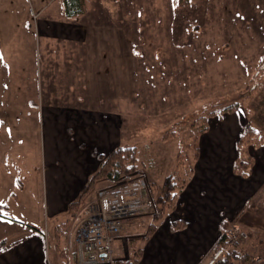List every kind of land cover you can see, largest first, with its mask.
I'll return each mask as SVG.
<instances>
[{
	"label": "rangeland",
	"instance_id": "rangeland-1",
	"mask_svg": "<svg viewBox=\"0 0 264 264\" xmlns=\"http://www.w3.org/2000/svg\"><path fill=\"white\" fill-rule=\"evenodd\" d=\"M80 2V20L96 39L90 43L96 49L97 106L121 115V146L136 149L134 173L158 186L172 173L186 180L198 159L199 143L217 147L216 153L210 148L205 153L204 148L201 155L209 156L210 164L216 165L219 158L222 164L238 122L241 134L246 124L253 129L250 141L245 139L248 153L254 146L263 147L264 0ZM62 5L63 0H0V20L6 17L17 23H11V30H3L0 23L1 37L5 40L17 33L25 37L29 27L45 19L51 21V35L65 33L59 24L72 22L73 16H67ZM51 44L55 50L62 45ZM60 59L54 62L55 69H60ZM65 61L69 59L63 58L64 65ZM63 74L56 77L64 81ZM41 93L46 98L47 89ZM225 115L228 119L217 125L216 120ZM257 203L260 210L249 203L240 215L247 226L236 222L241 230H251L239 244L247 255L246 264H264V202ZM71 208L55 220L44 210L33 215L20 214L21 208L9 211L1 219V238L5 242L24 238L31 227L41 233L50 229V242L65 248L68 238L61 222L75 220L78 210ZM170 216L167 211L157 225ZM152 222V217L140 219L122 233V255L131 256ZM115 245L111 243L113 256Z\"/></svg>",
	"mask_w": 264,
	"mask_h": 264
},
{
	"label": "crops",
	"instance_id": "crops-1",
	"mask_svg": "<svg viewBox=\"0 0 264 264\" xmlns=\"http://www.w3.org/2000/svg\"><path fill=\"white\" fill-rule=\"evenodd\" d=\"M80 19L79 13L72 22L59 24L66 32L55 36L48 32L51 21L46 19L29 27L28 35L21 33L25 37L17 33L3 40L0 34V223L2 216L17 208H21L20 214L44 210L50 218H59L98 170L101 159L122 145L118 127L121 115L112 108L97 106L96 49L90 43L96 39ZM0 23L4 24L3 30L17 24L6 17ZM53 41L62 45L55 50ZM59 58L60 69H55L54 62ZM63 58L69 59L66 65ZM58 72L66 75L64 81L56 77ZM68 80L69 85L65 84ZM43 88L47 89L46 98L42 97ZM228 117L218 118L216 124ZM236 125L233 144L228 146L222 164L220 158L214 165L208 163L209 156L201 155L204 148L205 153L207 148L216 153L217 147L199 143L198 159L175 196L174 208L168 211L171 216L151 235L143 234L138 248L131 253L139 250L136 264H205L223 223L247 226L240 217L247 205L260 210L257 201L264 202V145L251 148L249 155L254 163L250 174L234 173L232 166L241 135V125ZM225 165L228 172L223 170L227 169ZM110 184V180L96 182L82 204ZM81 206L75 222H61L68 238L65 248L50 242V229L41 233L31 227L21 239L5 242L0 235V264H78L81 250L75 237ZM138 220L123 222L120 232L112 237L116 244L114 262L131 258L128 253L121 254L122 233ZM174 221L181 222V226L171 230ZM249 228L243 231L249 233Z\"/></svg>",
	"mask_w": 264,
	"mask_h": 264
},
{
	"label": "built area",
	"instance_id": "built-area-1",
	"mask_svg": "<svg viewBox=\"0 0 264 264\" xmlns=\"http://www.w3.org/2000/svg\"><path fill=\"white\" fill-rule=\"evenodd\" d=\"M109 186L96 191L93 200L80 208L76 242L81 258L78 264H114L112 237L121 230L123 222L135 218H150L156 213V205L149 182L136 173H123L109 179ZM231 245L244 243L245 231L229 222L219 235ZM205 264H213L221 258L224 249L215 244Z\"/></svg>",
	"mask_w": 264,
	"mask_h": 264
},
{
	"label": "trees",
	"instance_id": "trees-1",
	"mask_svg": "<svg viewBox=\"0 0 264 264\" xmlns=\"http://www.w3.org/2000/svg\"><path fill=\"white\" fill-rule=\"evenodd\" d=\"M64 11L67 16H74L80 13V0H64ZM262 60H260V63ZM235 109L226 108V111ZM253 132L251 126L246 124L240 138L237 142L238 156L235 159L232 170L234 173L240 176H247L250 174L252 167V158L248 153L247 147L245 148V139ZM250 141V138L247 139ZM252 146V145H251ZM137 170L136 161V149L134 146H118L112 150V152L101 159L98 170L91 175L87 183L80 191L78 198L69 205L71 209H78L87 196V194L93 189L95 182L100 180H109L118 177L123 173H134ZM178 177V176H177ZM176 177V174H170L161 185L150 184L152 190V196L156 205V213L152 216V223L150 224L146 236L151 235L157 226V222H160L165 216L167 211H171L174 208V199L177 193L184 187L186 180H181ZM227 223H223L221 231L226 227ZM181 222L174 221L170 223V229L176 230L180 228ZM218 245L224 249L223 256L216 260L213 264H246L247 255L242 251V246L231 245L224 238L219 240ZM3 250L2 244H0V252ZM139 257V250L133 253L131 258L124 262H114V264H136Z\"/></svg>",
	"mask_w": 264,
	"mask_h": 264
},
{
	"label": "flooded vegetation",
	"instance_id": "flooded-vegetation-1",
	"mask_svg": "<svg viewBox=\"0 0 264 264\" xmlns=\"http://www.w3.org/2000/svg\"><path fill=\"white\" fill-rule=\"evenodd\" d=\"M219 243V241H217L215 244H218ZM214 247V246H213Z\"/></svg>",
	"mask_w": 264,
	"mask_h": 264
}]
</instances>
